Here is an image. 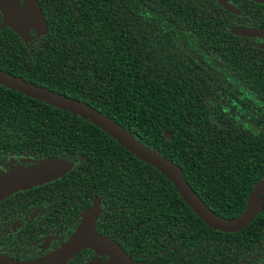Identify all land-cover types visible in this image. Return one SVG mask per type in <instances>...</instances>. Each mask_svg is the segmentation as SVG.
Returning <instances> with one entry per match:
<instances>
[{"label": "trees", "instance_id": "obj_1", "mask_svg": "<svg viewBox=\"0 0 264 264\" xmlns=\"http://www.w3.org/2000/svg\"><path fill=\"white\" fill-rule=\"evenodd\" d=\"M37 1L47 34L24 44L0 29V70L106 115L171 161L212 212L239 217L264 178V50L231 33L236 15L214 0ZM9 157L71 163L23 195L42 190L31 201L53 221L100 202L96 230L136 262H264V199L242 231L212 230L97 126L0 85V164Z\"/></svg>", "mask_w": 264, "mask_h": 264}, {"label": "water", "instance_id": "obj_2", "mask_svg": "<svg viewBox=\"0 0 264 264\" xmlns=\"http://www.w3.org/2000/svg\"><path fill=\"white\" fill-rule=\"evenodd\" d=\"M254 1L264 4V0ZM218 3L228 11L236 12L235 8L227 5L224 1L218 0ZM0 15V29H10L24 44L32 40V33L38 39L48 32L47 21L37 0H0ZM232 33L242 37L262 39V48L264 49V30L234 28ZM0 85L67 111L97 126L127 152L163 174L183 201L212 230L230 234L238 233L245 229L262 210L264 178L254 186L239 217L235 219L220 217L205 205L171 161L138 142L128 132V129L121 127L106 115L87 104L26 82L22 78L14 77L2 70H0ZM164 136L172 138L168 132ZM71 168L72 164L67 161L58 158H43L30 166L17 165L8 172H0V201L17 192L30 190L51 182L64 175ZM95 202L81 214V222L76 232L59 250L39 260L26 262H18L0 254V264H65L84 249L108 255L113 264H135L116 242L99 235L95 231V223L100 214V209L95 211L97 208Z\"/></svg>", "mask_w": 264, "mask_h": 264}, {"label": "flooded vegetation", "instance_id": "obj_3", "mask_svg": "<svg viewBox=\"0 0 264 264\" xmlns=\"http://www.w3.org/2000/svg\"><path fill=\"white\" fill-rule=\"evenodd\" d=\"M214 1L219 7L236 15L238 18V20L235 21V25L230 30L231 33L234 28L264 30L263 3L254 0H222L227 5L236 9L234 13L222 7L218 3V0ZM250 13L256 14V17L255 15L252 17ZM257 14L261 15L262 18H259ZM248 20H254L255 23H251V21L248 22ZM244 38L253 39L256 46L264 50L262 48V39L256 37ZM24 160L27 159L16 157L4 159L2 164H0V172L9 171V168L5 167L7 163H11V166L14 167L15 165L21 164ZM24 165L29 166L30 164L24 163ZM23 192L25 191L17 192L0 201V254L18 262L36 261L59 250L76 232L81 222V214L87 208L91 207L95 201L93 200L89 206L83 208L75 217L68 218L61 216L60 219H55V221H53L47 211H44L43 204L40 203V201L43 200L42 198H38L34 200V202L31 201L33 200L32 197H39V195L42 194V190H33L29 197L24 196ZM49 202L50 200H47V203ZM99 207H101L100 202ZM96 232L106 237L97 230ZM110 240L117 243V241L113 239ZM121 249L135 264H141L131 258L123 247H121ZM65 264L113 263L108 255L98 253L94 250L84 249L74 255Z\"/></svg>", "mask_w": 264, "mask_h": 264}, {"label": "rangeland", "instance_id": "obj_4", "mask_svg": "<svg viewBox=\"0 0 264 264\" xmlns=\"http://www.w3.org/2000/svg\"><path fill=\"white\" fill-rule=\"evenodd\" d=\"M5 167H8V168H9V171H10L11 169L14 168V167L11 166V163H7ZM2 172H3V171H2ZM7 172H8V171H7ZM95 205L97 206V208H95V211L99 210L100 207H99V202H98V201L95 202ZM96 209H97V210H96Z\"/></svg>", "mask_w": 264, "mask_h": 264}]
</instances>
